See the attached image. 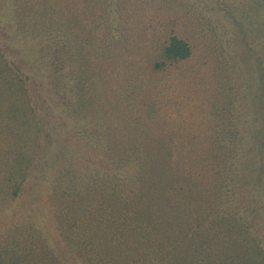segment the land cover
I'll return each mask as SVG.
<instances>
[{
    "label": "trees",
    "instance_id": "1",
    "mask_svg": "<svg viewBox=\"0 0 264 264\" xmlns=\"http://www.w3.org/2000/svg\"><path fill=\"white\" fill-rule=\"evenodd\" d=\"M216 31L183 0H0V216L50 209L0 264H264V50L247 109Z\"/></svg>",
    "mask_w": 264,
    "mask_h": 264
},
{
    "label": "rangeland",
    "instance_id": "2",
    "mask_svg": "<svg viewBox=\"0 0 264 264\" xmlns=\"http://www.w3.org/2000/svg\"><path fill=\"white\" fill-rule=\"evenodd\" d=\"M183 1L193 8L198 17L201 19L204 17L209 21L216 28L218 36L227 41L225 45L230 57H236L235 77L238 92L246 100L245 108L249 109L254 104L251 94L256 87L255 59L251 56H254L256 50H264L260 48L264 47V0ZM249 115L251 116V114ZM246 129H250V127L247 126ZM69 133L70 138L75 140L72 137H76V132L71 129ZM246 140L250 141L249 139ZM44 188H39L42 198L46 194ZM28 191L29 189L25 190L18 205L0 216V229L23 220L28 222L36 220L40 225L44 224V220L50 217V209L47 203L44 200L41 201L40 198L36 202L38 209H27L24 203L29 198ZM48 229H50L49 226L46 233H48Z\"/></svg>",
    "mask_w": 264,
    "mask_h": 264
}]
</instances>
